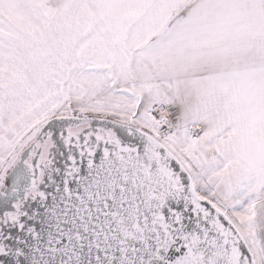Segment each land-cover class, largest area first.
<instances>
[{"label":"snow or ice","instance_id":"snow-or-ice-1","mask_svg":"<svg viewBox=\"0 0 264 264\" xmlns=\"http://www.w3.org/2000/svg\"><path fill=\"white\" fill-rule=\"evenodd\" d=\"M0 264H264V0H0Z\"/></svg>","mask_w":264,"mask_h":264}]
</instances>
